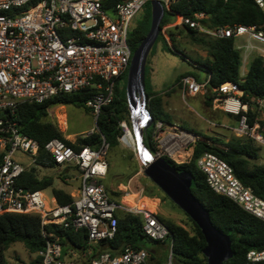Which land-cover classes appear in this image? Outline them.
I'll return each mask as SVG.
<instances>
[{
	"label": "built area",
	"instance_id": "obj_1",
	"mask_svg": "<svg viewBox=\"0 0 264 264\" xmlns=\"http://www.w3.org/2000/svg\"><path fill=\"white\" fill-rule=\"evenodd\" d=\"M104 1L0 0V212L39 215L46 238L44 248L39 251L40 264H77L74 259L62 257V244L45 226L85 229V251L90 254L93 244L114 237L118 211L141 214L145 235L160 243L170 238L168 256L159 264H174L169 229L156 211L128 206L110 198L103 183L109 149L103 136L97 148L83 145L75 149L56 137L43 144V150L55 166H72L79 176L77 194L70 202L50 205L40 190L29 191L17 184L21 174L36 165L41 149L37 139L20 129L19 104L41 103L60 93L84 92L87 94L84 105L96 122L101 108L113 100L115 84L128 71L133 53L128 43L129 25L150 0H120L109 9L104 8ZM160 1L165 10H169L177 0ZM254 2L263 16L259 25L234 23L208 27L200 22L207 17L206 13L196 12L193 17L176 15L160 32L166 36V28L183 25L215 38H243L241 44L234 43L240 52L241 65L255 57L264 62V0ZM178 84L183 95L210 96L214 108L236 117L235 136L264 146V93L244 101L243 89L236 82L224 81L210 87L208 78L197 79L191 74L182 75ZM60 124L66 126V118ZM120 126L123 133L118 140L121 143L128 132L125 120ZM93 131H97L96 123L85 135ZM151 135L156 142L153 155L174 161L175 155L196 139L193 132L165 127L161 120L153 123ZM16 152L23 153L30 162L23 165L21 159L14 157ZM196 165L213 192L226 196L264 221V199L243 185L225 160L214 153L203 152L196 159ZM147 259L148 250L126 247L116 255L100 252L90 258L88 264H147ZM246 259L253 263L263 261L264 248L249 249Z\"/></svg>",
	"mask_w": 264,
	"mask_h": 264
},
{
	"label": "trees",
	"instance_id": "obj_2",
	"mask_svg": "<svg viewBox=\"0 0 264 264\" xmlns=\"http://www.w3.org/2000/svg\"><path fill=\"white\" fill-rule=\"evenodd\" d=\"M119 1L105 0L104 8H112ZM196 12L206 13L207 17L200 22L208 27L234 23L259 25L263 20L262 12L254 0H177L170 5L169 10H165L160 29L165 24L172 22V18H175L176 15L193 17ZM144 21L146 26L143 30L135 29L128 35V43L133 49L136 48L149 29L150 13L145 16ZM173 30H177V33ZM169 31L171 51L179 52L175 45V36L179 34L185 36L190 44L196 45L206 52L204 57L198 56L197 59L192 60V63L195 68L205 72V78H208L210 87H217L224 81L236 82L243 89L242 99L244 101L264 93V62L262 58H253L248 65L246 74L241 77L240 52L234 46V38H215L183 25H174ZM160 34L162 33L160 32ZM181 55L186 57L183 51ZM184 74H191L197 78L194 74L185 72L180 74L175 82L177 83ZM121 79L115 84L113 100L103 106L98 114L95 122L97 131L78 136L75 141L66 139L58 127L47 119L48 109L56 104H75L83 106L89 111L84 105L86 93H60L41 103L23 102L19 104L17 121L21 131L41 143L36 165L55 166L50 155L43 150V144L54 137L63 140L75 149H79L83 145L97 148L101 142V136H103L109 143V151L116 149L119 144L118 139L123 133L120 122L125 120L131 124L126 93L121 84ZM146 93L147 108L153 118V123L156 120H161L168 124V117L163 110V94H166L167 91L158 93L146 89ZM205 102L210 104L211 97L206 95ZM153 123L150 125L152 129ZM152 129L150 132L145 129L143 134V143L151 152H153L152 150L155 151L156 148V142L153 141L151 135ZM194 134L196 139L191 145L192 151L187 161L178 163L168 157L165 158L175 169L186 170L191 173L193 178L191 192L209 212L212 224L230 236L233 255L223 264H264V260L253 263L246 259V252L249 249L264 248V221L247 213L226 196L213 192L205 181V175L196 165V159L203 152L214 153L232 167L235 176L243 185L251 188L254 194L264 199V164L257 162L258 146L245 137L235 135L225 140L216 135H205L198 132H194ZM52 183L51 176L39 178L35 166L26 169L17 179V184L29 191L43 190ZM107 192L111 199H116L111 196L108 189ZM52 193L60 204L72 200L71 195L60 188H53ZM145 194L148 197L153 196L148 192ZM165 197L170 200L167 196ZM170 202L172 201L170 200ZM173 204L177 206L175 203ZM182 212L184 213V211ZM185 215L187 214L185 213ZM116 216L118 221L114 237L109 240H102L98 244L100 248L105 249L117 248L122 242H125V247L120 252H111V255L121 253L126 247L147 250L143 244L144 241L159 243V241L153 240L143 233L141 214L117 212ZM157 216L169 229L174 264H206V258L202 253L205 246L204 237L197 224L188 215L187 217L192 223L191 232L173 220L158 214ZM45 229L48 232H53L61 244L69 241L78 249L83 250L86 247L87 232L85 229L55 225L45 226ZM45 241L46 238L42 234L40 217L37 213L0 212V264H10L6 260L5 251L16 242H21L29 254H35L28 264H40L39 251L44 248Z\"/></svg>",
	"mask_w": 264,
	"mask_h": 264
},
{
	"label": "rangeland",
	"instance_id": "obj_3",
	"mask_svg": "<svg viewBox=\"0 0 264 264\" xmlns=\"http://www.w3.org/2000/svg\"><path fill=\"white\" fill-rule=\"evenodd\" d=\"M151 12L150 2L144 4L136 15L132 18L129 25V34L135 29L143 30L146 26L145 16ZM174 20V17L172 18ZM177 22V20L175 19ZM174 21V22H175ZM165 29V35L159 34L155 43L149 51L145 64V90L152 92H163V110L168 117V124L165 123V127L174 126L177 128H185L190 132H198L205 135H216L229 139L234 135L233 127L236 124V118L233 115H229L219 108H214L212 102L207 104L205 102L204 94L197 95H183L179 85L175 82L176 78L185 72H190L197 76L199 79L205 78V72L201 69H197L193 66L192 60L197 59L198 56L204 57L206 52L196 45L190 44L185 36L176 34L177 46L176 51L170 50L171 40L169 35V29ZM174 31V30H173ZM177 33V30L174 31ZM242 42L239 38L236 40V44ZM134 51V49H133ZM184 52L186 57L181 55ZM127 72L121 79V84L125 89ZM56 107L50 108L49 120L53 110ZM64 113L66 116V129L64 130V137L70 141H75L76 137L84 136L91 128L95 127L94 117L83 106L75 104H64L63 110H57L55 112ZM53 119V118H52ZM62 120V118H61ZM60 120V122H61ZM55 121V119H53ZM131 122V119L129 120ZM227 122V126H221L220 123ZM128 132L125 133L122 142L117 145L116 149L109 151L106 155L108 162L107 174L103 179L104 185H106L108 191L113 198L119 195L121 192V199L129 204L127 201L126 191L129 193L139 192L141 204L150 210L156 208V213L166 219L173 220L174 222L183 225L187 230L191 232L192 223L188 219L185 212L175 206L170 200H168L165 194L147 177L144 175L142 168L143 164L138 158L135 137L132 133V126L127 121ZM225 124V123H224ZM59 128V127H58ZM151 126L147 128L148 132L151 131ZM154 140V139H153ZM192 145V144H191ZM191 145L183 148L181 152L175 155V161L178 163L185 162L190 158L192 147ZM154 152V150H152ZM14 157L23 161V165H27L30 160L21 152H16ZM257 162L264 164V146H258V158ZM62 169L47 168L40 170L38 176H51L53 184L42 190L46 201L49 203L50 198L53 196L52 188H63L67 192H74V183L77 182L73 177L67 178L64 176ZM76 174V172H74ZM129 185L130 189L127 190ZM126 187L124 191L123 187ZM76 187V186H75ZM145 192L153 196H145ZM145 194V195H144ZM133 195V194H131ZM157 204V207H156ZM129 205H133L129 204ZM145 247H152L157 245L153 241H144ZM163 246L170 244V238H166ZM35 254H29L24 248L21 242L12 244L6 251L5 257L10 264H28L33 259Z\"/></svg>",
	"mask_w": 264,
	"mask_h": 264
},
{
	"label": "water",
	"instance_id": "obj_4",
	"mask_svg": "<svg viewBox=\"0 0 264 264\" xmlns=\"http://www.w3.org/2000/svg\"><path fill=\"white\" fill-rule=\"evenodd\" d=\"M150 6V26L132 53L125 86L138 157L143 164L144 175L199 227L205 240L202 253L206 264H223L233 255L231 238L212 224L209 212L191 192V173L175 169L165 157L153 155L143 143V131L153 122L147 108L145 64L149 51L160 34V23L165 14V7L160 0H150ZM124 247L125 242H122L119 247L105 248L102 252H120Z\"/></svg>",
	"mask_w": 264,
	"mask_h": 264
},
{
	"label": "crops",
	"instance_id": "obj_5",
	"mask_svg": "<svg viewBox=\"0 0 264 264\" xmlns=\"http://www.w3.org/2000/svg\"><path fill=\"white\" fill-rule=\"evenodd\" d=\"M166 37V36H165ZM239 38H237V39H235L234 40V43L236 44V40H238ZM242 40H243V38H241ZM242 42L241 41H239V43H237V44H241ZM251 61H250V59L246 62V64L244 65V66H240V75H241V77H243L245 74H246V72H247V68H248V65H249V63H250ZM177 84H178V81H177ZM179 85V84H178ZM179 87H180V85H179ZM180 90H181V88H180ZM164 92V91H163ZM190 96H192V95H190ZM53 106H55L56 108L53 110V113L51 114V117L53 118V119H55V121H53V119L52 118H50L49 120L51 121V122H53L57 127H59L58 129L63 133V135H65L64 134V130L66 129V126H63V125H61L60 124V120H61V118L62 119H64V118H66V116H65V114L64 113H58V114H56L55 112L57 111V110H63V105H60V104H56V105H52V106H50L49 107V109H48V116L47 117H49V111H50V108L51 107H53ZM223 111V110H222ZM88 112H90V111H88ZM91 114V113H90ZM228 114V113H227ZM229 115H231V114H229ZM235 117V116H234ZM236 118V117H235ZM225 123V124H224ZM221 124V126H227L226 124H227V122H222V123H220ZM67 125V124H66ZM89 132V131H88ZM87 134V133H86ZM65 136H68V138L70 137L69 135H65ZM30 167H32V166H30ZM30 167H28V168H30ZM27 168V169H28ZM35 168H36V174H37V176H38V172L40 171V170H45V169H47V168H54V169H62L63 170V175L64 176H66L67 178H70V177H73L74 176V179H76L77 180V182L76 183H74V192H67L66 190H64L63 188H60V189H62V190H64L65 192H67V193H69L70 195H71V197L72 196H74V195H76L77 194V189H78V186H79V176H78V174H77V172H76V170H74V168L72 167V166H54V167H43V166H40V165H35ZM74 172H76V174H74ZM43 176H47V175H44L43 174ZM43 176H38L39 178H41V177H43ZM104 183V182H103ZM53 184V183H52ZM51 184V185H52ZM50 185V186H51ZM76 186V187H75ZM105 187H106V185H105ZM53 188H56V186L55 187H53ZM52 188V189H53ZM124 188V191H126V187L124 186L123 187ZM128 189H130V187H129V185L127 186V190ZM106 190H107V187H106ZM131 190V189H130ZM41 191V193H42V190H40ZM139 192H132V193H129L128 191H126V194H128L129 196L127 197V201L129 202V204H132L133 203V205H129V204H127V203H125L122 199H121V192H119V195L118 196H116V199L114 200V199H112V200H114L115 202H118V203H123V204H126V205H128V206H136V207H138L137 206V204L138 205H140V206H142V207H144V208H146L145 206H143L142 204H141V201H140V199L141 198H143L142 196H140V194H138ZM131 194H133V195H131ZM42 195H43V193H42ZM43 197H44V199H45V196L43 195ZM144 198H149V197H144ZM46 200V199H45ZM47 202V201H46ZM48 203V202H47ZM54 203H58L57 202V200H56V198L54 197V195L50 198V201H49V203L48 204H54ZM156 207H157V204H156ZM154 210H156V208L154 209ZM119 213H122V212H124V211H118ZM163 243V242H162ZM99 243H96V244H93L92 246H91V248H92V253H88L87 251H85V249H78V248H76V247H74V245L73 244H71V242H69V241H66V242H64L63 244H62V257L64 258V259H74L75 260V262H77V264H88V261L90 260V258H92L93 256H96L98 253H100V252H102V248H100L99 247V245H98ZM157 245H155V246H152V247H146L147 248V250H148V259H147V264H159L160 262H162V261H164L166 258H167V256H168V253H169V248H168V245H166V246H163L162 244H160V242L159 243H156ZM86 245H87V243H86Z\"/></svg>",
	"mask_w": 264,
	"mask_h": 264
},
{
	"label": "bare ground",
	"instance_id": "obj_6",
	"mask_svg": "<svg viewBox=\"0 0 264 264\" xmlns=\"http://www.w3.org/2000/svg\"><path fill=\"white\" fill-rule=\"evenodd\" d=\"M146 155H147V154H146ZM137 206H138V208H144V207H142V206H140V205H138V204H137Z\"/></svg>",
	"mask_w": 264,
	"mask_h": 264
}]
</instances>
